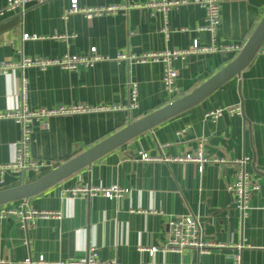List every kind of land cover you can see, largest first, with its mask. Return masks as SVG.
Returning a JSON list of instances; mask_svg holds the SVG:
<instances>
[{
	"label": "crops",
	"instance_id": "1",
	"mask_svg": "<svg viewBox=\"0 0 264 264\" xmlns=\"http://www.w3.org/2000/svg\"><path fill=\"white\" fill-rule=\"evenodd\" d=\"M148 0H78L81 7L143 4ZM220 23L215 40L197 28L205 25V11L186 5L168 12L166 18L147 8H131L86 19L74 14L63 19L69 0H44L23 13L0 18V62L21 57L56 59L65 54L85 55L95 47L106 60L75 70L50 67L27 68L0 75V112L14 110L19 103L21 75L27 81L30 109L86 104L110 110L56 116L31 125L30 159L43 167L0 174V190L31 183L66 159L104 141L127 125L189 94L234 59L233 53L189 54L173 62L177 72L176 98L170 99L162 85L161 63L118 62V53L140 56L187 50L197 40L201 47L244 46L264 15V0H219ZM6 0H0V8ZM166 30V31H165ZM36 36L22 40V36ZM54 36H75L54 39ZM137 83V108L127 110L128 84ZM239 105L241 115H224L212 122L207 112ZM181 134H177L180 133ZM20 126L0 121V166L11 163ZM201 139L204 153L225 160L206 164L176 161L143 162L151 158H177L193 153ZM71 157V158H73ZM248 158L246 173L259 189L248 202L242 218L229 188L234 182L233 160ZM70 160V159H69ZM74 186L109 188L128 192L116 199L70 198ZM5 208L60 214V218L34 217L23 229L18 219L0 221V264H44L81 262L94 250L102 261L119 264H232L239 253L241 264H264V55L257 53L239 76L227 81L196 106L144 132L112 150L53 187L3 205ZM192 215L204 241L223 244L205 254L156 252L167 238V222Z\"/></svg>",
	"mask_w": 264,
	"mask_h": 264
},
{
	"label": "built area",
	"instance_id": "2",
	"mask_svg": "<svg viewBox=\"0 0 264 264\" xmlns=\"http://www.w3.org/2000/svg\"><path fill=\"white\" fill-rule=\"evenodd\" d=\"M44 0H6L4 7L0 8V18H3L6 14L11 12L23 13L31 4H41ZM186 5H197L205 11V25L197 28L199 32L208 33L211 40L214 41L218 26L220 23V1L219 0H148L143 4H127L123 3L117 6L106 7H81L78 0H69V6L63 12V19H67L74 14H80L88 20H92L95 17L104 16L107 14H114L118 11H128L131 8H147L153 12L162 14L165 18L169 11ZM166 31V30H165ZM54 39H73L75 36H54ZM36 36H29L24 34L22 40H34ZM242 49V46H217L215 42L209 47H201L198 45L197 40L193 41L190 49L187 50H173L157 53H146L140 56L128 54L125 52L118 53L116 60L118 62L125 61L127 63L144 64V63H161L163 67L162 72V85L164 91L170 99L176 98L178 90L175 86L177 72L173 67V62L177 59H183L189 54H206L210 52H227L237 55ZM264 55V44L257 52ZM103 56H100L95 47L90 48L88 54L85 55H68L65 54L56 59L40 58V57H21L18 61H1L0 62V75H5L11 71L17 70L23 72L27 68H36L40 71L47 70L50 67H59L63 70H75L79 66L89 67L93 66L97 62L106 60ZM19 103L14 110H7L0 112V121L12 120L20 126V137L15 142V155L14 160L6 165L0 166V174L5 171H10L14 174H23L24 172L32 171L38 173L43 167L42 164H38L30 159L29 143L31 134V125L33 122L46 121L49 118L56 116H68L78 114L97 113L110 110L109 107H94L86 104H72L69 106L60 105L52 108H38L30 109L27 105L28 91L27 81L23 75L19 80L18 91ZM138 99V86L135 82L128 84V102L126 105L127 110H133L137 108ZM242 110L239 105L231 106L223 109H216L209 111L205 114V120L216 121L224 115H241ZM177 133L178 135L181 134ZM205 140L201 139L198 143L197 149L190 154H186L177 158H151L146 153H140L139 158L143 162L160 161V162H181V163H194L201 171L206 164H224L225 160L215 157H209L204 153ZM249 161L248 158H242L239 160H233L231 164L235 168L234 182L229 188L230 192L234 195V206L240 212L242 218L247 215L248 202L250 196L256 192L259 187L254 184L250 179V176L245 171V166ZM2 182V179H0ZM128 191L118 186H111L109 188H93L87 186H74L67 190V194L70 198L79 197L81 199H89L93 197H104L107 199L120 198ZM13 217L18 219L23 229L27 228L28 221H31L34 217L48 218L55 217L60 218L58 213L50 212H35L26 210H16L5 208L0 206V221ZM223 244H216L213 242L204 241L201 237V228L196 218L192 215L183 216L180 218L173 217L167 222V238L164 244L158 248L145 249L143 251L149 252L153 255L156 252H173L182 253L185 250H194L199 254H205L212 249H223ZM243 246H238V252L232 255V264H241V255L239 250ZM23 264H44L42 258L38 261L25 260ZM56 264H65L59 262ZM68 264H119L113 261H102L97 258L94 250H90L85 260L81 262H71Z\"/></svg>",
	"mask_w": 264,
	"mask_h": 264
},
{
	"label": "water",
	"instance_id": "3",
	"mask_svg": "<svg viewBox=\"0 0 264 264\" xmlns=\"http://www.w3.org/2000/svg\"><path fill=\"white\" fill-rule=\"evenodd\" d=\"M263 44L264 15L237 56L194 91L127 125L104 141L71 158L37 180L17 187L0 190V206L18 200H28L30 197L40 194L81 169L89 167L91 163L103 155L129 142L140 134L150 131L155 126L196 106L227 81L235 76H239L241 71L250 64Z\"/></svg>",
	"mask_w": 264,
	"mask_h": 264
},
{
	"label": "trees",
	"instance_id": "4",
	"mask_svg": "<svg viewBox=\"0 0 264 264\" xmlns=\"http://www.w3.org/2000/svg\"><path fill=\"white\" fill-rule=\"evenodd\" d=\"M237 55H234V58L236 57ZM194 91V90H193ZM75 155V154H74ZM73 155V156H74ZM71 156V157H73ZM71 157L67 158L65 161H68L69 159H71ZM48 172L44 173V174H41L38 178L42 177L43 175L47 174Z\"/></svg>",
	"mask_w": 264,
	"mask_h": 264
}]
</instances>
